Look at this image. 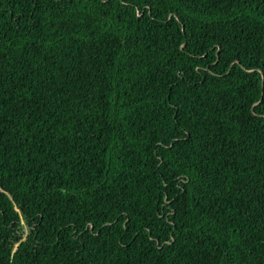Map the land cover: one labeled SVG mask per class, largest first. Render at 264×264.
Wrapping results in <instances>:
<instances>
[{
  "label": "trees",
  "instance_id": "obj_1",
  "mask_svg": "<svg viewBox=\"0 0 264 264\" xmlns=\"http://www.w3.org/2000/svg\"><path fill=\"white\" fill-rule=\"evenodd\" d=\"M0 264H264V0H0Z\"/></svg>",
  "mask_w": 264,
  "mask_h": 264
},
{
  "label": "water",
  "instance_id": "obj_2",
  "mask_svg": "<svg viewBox=\"0 0 264 264\" xmlns=\"http://www.w3.org/2000/svg\"><path fill=\"white\" fill-rule=\"evenodd\" d=\"M263 77V76H262Z\"/></svg>",
  "mask_w": 264,
  "mask_h": 264
}]
</instances>
